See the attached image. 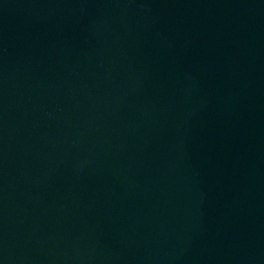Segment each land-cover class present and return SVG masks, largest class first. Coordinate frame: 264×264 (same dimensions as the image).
<instances>
[{
	"label": "water",
	"instance_id": "1",
	"mask_svg": "<svg viewBox=\"0 0 264 264\" xmlns=\"http://www.w3.org/2000/svg\"><path fill=\"white\" fill-rule=\"evenodd\" d=\"M0 264H264V0H0Z\"/></svg>",
	"mask_w": 264,
	"mask_h": 264
}]
</instances>
